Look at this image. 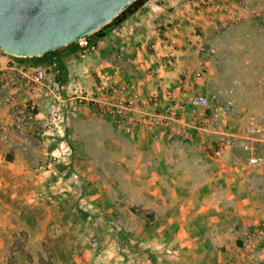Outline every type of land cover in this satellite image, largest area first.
<instances>
[{
    "label": "crops",
    "instance_id": "1",
    "mask_svg": "<svg viewBox=\"0 0 264 264\" xmlns=\"http://www.w3.org/2000/svg\"><path fill=\"white\" fill-rule=\"evenodd\" d=\"M179 1H146L114 28L108 27L106 36H96L97 51L82 53L78 43L58 48L59 64L48 72L46 82L59 81L65 97L108 87L129 91L134 86L144 107L163 118L159 127L141 124L127 131L107 122L108 117L97 119L88 105L70 109L62 132L55 136L61 140L60 159L81 169V158H98L94 152L100 151L106 160L102 172L113 177L101 186L103 191L117 190L127 206H140L153 213L155 221L161 216L164 222L176 224L168 230L181 246L176 244L165 264H264V244L254 237L264 222V135L246 138L235 118L247 106L264 113V57L246 54L226 59L219 42L208 37L218 23L214 8L200 11L195 2L197 8ZM200 46L206 51H200ZM166 57L171 60L168 71L163 68ZM225 62H233L230 79L225 77ZM154 93L160 98L157 107L148 100ZM195 96H207L211 103L232 99L236 113L222 116L219 128L199 130L197 124L207 115L204 108L190 104ZM49 98L45 88L30 100L43 110ZM7 119L2 105L0 120ZM83 128L88 134L96 128L101 137L88 144L79 133ZM224 136L240 137L232 150L217 158L213 149ZM244 143L252 149L244 151ZM253 156L260 161L250 163ZM53 206L42 204L46 210H38L37 215L31 214L33 210L22 212L21 229L28 221L33 227L56 223L62 212ZM13 216L12 204L0 200V264H8L9 255L12 258L23 250V243L16 246L19 228ZM244 241L248 248L242 250Z\"/></svg>",
    "mask_w": 264,
    "mask_h": 264
},
{
    "label": "rangeland",
    "instance_id": "2",
    "mask_svg": "<svg viewBox=\"0 0 264 264\" xmlns=\"http://www.w3.org/2000/svg\"><path fill=\"white\" fill-rule=\"evenodd\" d=\"M202 1L180 0L179 3L188 2L187 4L197 8L193 2L200 5ZM213 8L216 15H219L216 17L218 23L208 33V37L219 42L217 46L219 50H223L226 59L246 54L264 57V0H223ZM231 65L233 62H225V77H231ZM217 68L220 71L218 66ZM225 77L222 78L224 81ZM247 107L238 116L235 112L236 121L241 122L245 136L249 114H258L255 110L251 111L257 107ZM92 109L97 119L108 117L107 122L113 121L127 131L139 128L119 124L110 115ZM97 129L101 130V127ZM97 129L94 128L88 134L83 128L79 133L83 140L92 144L101 137ZM239 137L235 136V140ZM52 138L48 142L30 135L24 143H21L22 140H15L12 147L5 148L0 155V200L12 204V222L16 229L19 228L15 231L18 242L15 244H24L22 253L20 251L12 258L9 255L8 264L169 262L174 254L173 250H177L176 244L181 246L168 230L171 225L176 224L164 222V217L161 216H158L159 221H155L157 218L152 217L153 213L140 206H127L120 199L117 190L103 191L101 186L113 177L102 172V162L106 160L101 159L100 151L94 152L98 158H81V169H73L72 162L64 163L60 159L63 155L60 147L57 148L60 138ZM52 154L59 157V162L49 166ZM86 164H94V167L87 165L85 168ZM42 204L44 207L52 204L53 207H58L62 214L57 217V222L48 225L41 223L33 227L34 224L28 221L26 229H21V213L33 210L31 214L37 215L38 210H46Z\"/></svg>",
    "mask_w": 264,
    "mask_h": 264
},
{
    "label": "built area",
    "instance_id": "3",
    "mask_svg": "<svg viewBox=\"0 0 264 264\" xmlns=\"http://www.w3.org/2000/svg\"><path fill=\"white\" fill-rule=\"evenodd\" d=\"M222 1L203 0L198 9L204 11L209 7L218 6ZM77 43L82 53L94 52L98 48L97 43L91 42L87 37L79 39ZM199 49L202 52L206 50L204 46H200ZM7 57L10 59L8 60ZM12 57L0 48V112L1 106L4 105L8 114L7 121L0 120V155L5 148H11L15 140H22L21 143H24L30 135L38 136L43 140L55 137L62 132L69 110L82 105H88L90 108L110 115L119 124L131 128L141 124L148 128H155L163 124V118L159 113L144 107L142 94L134 86L129 91L108 87L93 94L79 93L76 96L65 97L59 81L46 82L48 72L54 70L59 64L58 56L53 55L50 64L44 66L20 65L11 62ZM166 58L163 68L168 71L171 60L169 57ZM149 73L155 75L152 71ZM45 88H48L50 98L45 108L41 110L30 98ZM23 96L27 99L23 100ZM148 100L154 107L160 104V98L155 93L150 94ZM190 104L195 108L206 110V119L197 124V128L203 131L219 128L222 116L232 115L235 112L232 99L211 103L207 96H195ZM179 112L183 113L184 109L180 107ZM245 132L248 139L263 136L264 113L249 114ZM235 139L233 136L220 138L215 146L214 156L217 158L225 156L236 145ZM242 148L245 151L252 149L249 143H244ZM249 161L256 164L260 160L253 156ZM56 162H59V157L52 154L49 166ZM261 195L264 201V187ZM254 237L259 238L264 244V222L261 223ZM247 245L248 242L244 241L241 249L248 248Z\"/></svg>",
    "mask_w": 264,
    "mask_h": 264
},
{
    "label": "water",
    "instance_id": "4",
    "mask_svg": "<svg viewBox=\"0 0 264 264\" xmlns=\"http://www.w3.org/2000/svg\"><path fill=\"white\" fill-rule=\"evenodd\" d=\"M148 0H0V48L42 57L83 37H102Z\"/></svg>",
    "mask_w": 264,
    "mask_h": 264
},
{
    "label": "trees",
    "instance_id": "5",
    "mask_svg": "<svg viewBox=\"0 0 264 264\" xmlns=\"http://www.w3.org/2000/svg\"><path fill=\"white\" fill-rule=\"evenodd\" d=\"M129 17V16H128ZM127 17V18H128ZM116 20H113L106 28H104V30H103V33H104V35L103 36H106L108 33H109V31L112 29V28H114V26L116 25ZM108 27H110L111 29H109L108 30ZM102 36V37H103ZM101 38V37H100ZM99 38V39H100ZM89 39H90V41L91 42H93V43H97V41H98V38L96 37V35H91L90 37H89ZM77 43V42H76ZM75 43H71V44H69V45H74ZM56 51H58V49H55V50H53L50 54H48V55H46V56H42V57H17V56H13L12 57V59H14V60H16V61H18L19 63H20V65H27V66H41V65H48V64H50V62H51V59H52V56L53 55H56L55 53H56ZM56 56H58V55H56ZM59 58V57H58ZM29 63H28V62Z\"/></svg>",
    "mask_w": 264,
    "mask_h": 264
}]
</instances>
